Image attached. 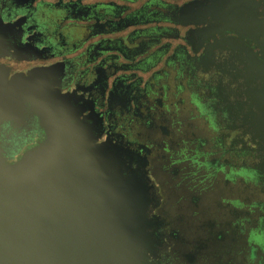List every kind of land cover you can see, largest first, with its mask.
Wrapping results in <instances>:
<instances>
[{
	"label": "flooded vegetation",
	"instance_id": "flooded-vegetation-1",
	"mask_svg": "<svg viewBox=\"0 0 264 264\" xmlns=\"http://www.w3.org/2000/svg\"><path fill=\"white\" fill-rule=\"evenodd\" d=\"M121 1L0 0L1 22L14 27L0 64L10 77L55 67L56 89L74 97L81 120L93 114L100 141L149 163L162 220L147 264H264V0H212L210 22L198 26L175 23L178 6L193 0H148L136 8L129 3L138 0ZM122 29L127 36H109ZM171 69L179 75L176 100L163 78ZM184 93L211 124L210 138L182 136L186 121L176 113ZM155 111L168 117L156 126L165 156L158 170L188 192L174 203L164 200L168 184L152 169L154 143L134 133L139 123L155 127ZM43 135L36 116L18 126L5 122V156L16 159ZM172 204L188 209L196 236L185 237L180 223L161 215Z\"/></svg>",
	"mask_w": 264,
	"mask_h": 264
},
{
	"label": "water",
	"instance_id": "water-1",
	"mask_svg": "<svg viewBox=\"0 0 264 264\" xmlns=\"http://www.w3.org/2000/svg\"><path fill=\"white\" fill-rule=\"evenodd\" d=\"M214 9L212 0L187 2L175 23L207 24ZM13 28L0 20V51L9 50L3 42ZM58 80L53 66L10 77L0 64V264H147L162 220L149 163L101 142L93 114L81 120L80 105L56 89ZM35 116L43 138L7 158L2 125ZM178 210L181 233L196 236L188 209Z\"/></svg>",
	"mask_w": 264,
	"mask_h": 264
},
{
	"label": "rangeland",
	"instance_id": "rangeland-1",
	"mask_svg": "<svg viewBox=\"0 0 264 264\" xmlns=\"http://www.w3.org/2000/svg\"><path fill=\"white\" fill-rule=\"evenodd\" d=\"M147 1L148 0H138L137 3H129V4L132 6V8H136V7L141 6L143 3L147 2ZM120 2H122V1L120 0ZM128 32H129V30L123 31V32L119 31L117 34L115 33L114 35H109V36H113V37L125 36V35H127ZM164 40H165V38H164ZM167 40H169V39H167ZM174 43L176 44V41ZM161 64H158L156 66V68L161 67L162 66ZM139 74H142L144 76V78H147L149 76V74H147V73H139ZM169 75H170L169 77L163 76V78H164V81L166 80V83H169L172 87L173 86L172 83L179 82V79H178L179 75L177 73H175V71L173 69H171V73ZM169 92H170V98L169 99H171V100L178 99L177 96H179V94L176 90L173 89V87L171 88V90ZM182 99L184 101V104L181 107L180 111L178 113H176V115L180 119H183L186 121V123L183 124L184 130L182 129V131H181L182 136L184 135L186 137L191 138L194 134H199V135H203L206 138H210L211 134H212L211 124L207 123L208 121H204L203 119H201L199 113H197V110L190 103L189 97L186 96V93H184L182 95ZM149 101H150V99H149ZM157 113L158 112H156V111L154 113H152L153 117H155L157 120V122H156L157 124L155 125V127L147 128L142 123H139V124L134 125V133H135V135H137V137L139 139H141L143 141H151L154 143V153L152 154V159H153L152 163L154 166L152 169L156 171L157 178H159L163 184H165V185L168 184L167 188H165L164 190L161 191V194L165 198L164 200H166L167 202L171 201L174 203V201H177L180 198L187 195L188 192L183 187H177V188L173 187L172 188L173 184H172V182L167 180L166 174L161 172L160 170H158L159 169L158 165L160 164V162L165 161V156L158 147V145L162 141L163 133H161L160 130H158V128H156V126H158L162 123L160 121H168V117H167V114L164 113L163 111H160L159 114H157ZM142 114L147 115V112L142 111ZM177 136H179V133L169 135L168 138L174 140ZM243 173H245V171L241 172V174H243ZM175 184L179 186V184L177 182ZM246 193H247V189H246ZM251 194L252 195H254V194L258 195L259 192L251 190ZM239 195L241 196L240 193H239ZM239 195H238V193H236L237 197ZM212 196H214V195H212ZM215 204H216V202H215ZM165 206L166 207L162 209L165 212V215L170 217L171 221H173L174 223L179 224V217H178L179 216V210H178L179 207H174L172 204V206L169 209H167V205H165ZM185 209L187 210V208H185Z\"/></svg>",
	"mask_w": 264,
	"mask_h": 264
}]
</instances>
